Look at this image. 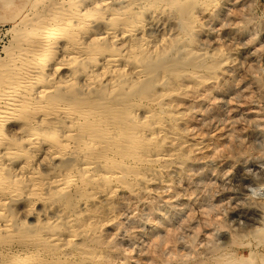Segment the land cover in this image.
Listing matches in <instances>:
<instances>
[{
	"label": "rangeland",
	"instance_id": "rangeland-1",
	"mask_svg": "<svg viewBox=\"0 0 264 264\" xmlns=\"http://www.w3.org/2000/svg\"><path fill=\"white\" fill-rule=\"evenodd\" d=\"M115 1L121 12L132 0ZM164 1H132V12L144 26L132 37L102 42L123 47L128 64L105 77L98 73L101 81L93 88L80 79L74 90L81 97L103 91L105 97L113 83L123 84L127 105L121 111L139 101L134 117L119 113L100 134L117 136L122 127L132 131L137 125L154 132L157 124L165 125L163 134L155 133L137 149H113L105 160L108 147H96L73 118L42 117V129L60 128L59 143L69 147L64 154H54V145L34 153L31 167L46 188L36 191L22 177L21 188L0 204V254L5 258L21 256L19 240L26 238L47 264H264V0ZM34 2L0 0L1 73L12 63L23 28L16 23L24 15L33 17L41 5ZM155 62L162 64L159 71L143 74ZM133 88L138 91L134 96ZM148 111L154 113L149 120L144 117ZM5 124L10 138L30 131L14 119ZM23 161L13 164L12 174ZM117 170L119 176L112 175ZM69 175L77 184L65 191ZM3 219L12 223V231L2 229Z\"/></svg>",
	"mask_w": 264,
	"mask_h": 264
},
{
	"label": "bare ground",
	"instance_id": "bare-ground-1",
	"mask_svg": "<svg viewBox=\"0 0 264 264\" xmlns=\"http://www.w3.org/2000/svg\"><path fill=\"white\" fill-rule=\"evenodd\" d=\"M132 1L134 2L136 0H132ZM132 1L129 2V6L125 5V3L127 4V2H125L124 5L121 7V12H120V11H116L114 6H113V4H114L113 2H116L115 0H35L34 5H38V4H41V5L36 10V12H34L33 17L28 19V17L26 15H24L16 23L15 26L22 25L23 28L21 29V33H20V35L16 41L17 45L14 48L13 60H12V63L9 65V67L7 66L8 68H6V70H3L2 73L0 72V204H2L4 202V199L7 198L6 196H10V195H12V193H16L21 188V182H22L21 178L22 177L27 178L28 181L32 184V186L36 189V191L42 187V182L39 180L36 172L31 167V158H32L34 153H37L43 149L46 150L47 147H49V146L52 147L54 145L56 147L55 152H53L54 154L55 153L56 154L57 153L58 154H64L67 151V148L69 147L66 143L65 144L59 143L60 128L56 127L55 124L51 123L52 125L55 126L53 128H50L47 130L42 129V127L40 126V123H42V120H41L42 117H44V119H47V117H48V119H52V118L56 119L57 116L64 115L66 117L73 118L72 122H75V123H78L79 125H81L80 126L81 132H83L89 138H91L92 142L96 145V147L99 145H103V146L108 147V152L106 154L103 153L105 155V160L110 158V155L112 154L113 149L114 150L119 149V148L121 149V147H122V149H121L122 153L125 152L127 148H129V149H131V147L133 148V145H134V148L137 149L136 148L137 145L138 146L141 145L142 141L144 143L145 142L150 143L151 139L155 135V133L156 134H163L164 130L162 127L165 125L161 126L159 124H157V126L154 128V132H152L151 128L148 126L141 129L137 125L135 128H133L132 131H128V129H126V127H124V128L122 127L121 130H119L120 132L118 133L117 136H113V135L109 136V135H105L103 133L100 134L102 131H104V128H103L104 123L105 122H109V123L116 122L115 120H117V118H119L118 117L119 113L123 114L124 118L127 116L134 117L133 111H134L135 106H137L139 104V101H137V102L134 101L136 104H133V105L129 104L127 107H125V109H123V111H121V106L123 104H125V101H123V95L126 94L125 93L126 88H124L123 84L120 85V84L113 83L111 85V89L109 90V91H111L110 94L106 95L105 97L102 94L103 91L102 92L99 91L98 93L95 92V94H93L91 91V93L86 94L84 97L79 96L74 91L76 83L78 80L82 79L85 82L87 88H93V86L100 84L101 80L98 78L99 77L98 73L101 72V74L103 73V76L104 75L108 76L110 74V72L115 71V70H117L116 72H118L119 69L126 67V65L128 64V61L126 62V60L129 57L126 59V56L124 55V52H123V51H125L123 47L118 49L115 45H112L111 43L110 44L112 46L104 47L102 45V42L105 41L106 39H111V40L115 41L120 36L121 37H132L134 34H136V32L139 29H141V26H144L142 24H144L145 21L144 22L138 21L137 20L138 16L136 15L137 12L136 13L132 12V9H131L132 4L135 5L134 3H132ZM153 1H155V0H153ZM181 1L183 2V0H181ZM144 2H146V1H144ZM176 2H177V0H176ZM86 3H89V4L86 6L85 5ZM149 3H151V2H149ZM138 4H140V3H138ZM157 4H158V2H157ZM164 4H165V1H164ZM182 5H184V4H181V6ZM145 6H147V5H145ZM163 6L161 8H163ZM151 7L152 6H150V8ZM156 7H157V5H156ZM182 7H184V6H182ZM143 8H145V7L142 6V9ZM157 9H159V8H157ZM138 10H141V8H139ZM179 10H181V9H179ZM139 12H141V11H139ZM141 22H143V23L141 24ZM143 29H144V27H143ZM14 30H15V28H14ZM143 34H145V33H143ZM141 35H142V33H141ZM139 38H140V35H139ZM142 39H143V37H142ZM144 39H145V37H144ZM144 39H143V41H144ZM132 40H135V39H132ZM146 42L141 46H144V45L146 46ZM133 44H134V42H133ZM135 45H136V43H135ZM132 46H134V45H132ZM137 46H139V45H137ZM127 48L128 47L126 46V49ZM130 51H132V50H130ZM190 51H191V49H190ZM138 52H136V53H138ZM161 57H162V55L158 56V58H161ZM166 60H168V59H166ZM132 61H130V63ZM147 62H148V60H147ZM132 63H134V61ZM142 64H146V63H142ZM148 64L149 63H147V65ZM136 66L139 67L138 65H136ZM160 66H162V64L160 62H155V63L151 64V66H149L148 68L144 67L146 73H143V74L149 75L150 69L154 70V71L156 69L158 72L159 71L158 69L160 68ZM143 69H142V71H143ZM64 72H65V75H63ZM60 74H62V75H60ZM156 74H154V75H156ZM124 76L127 77L126 75H124ZM139 79H141V78H139ZM142 81H143V79H142ZM156 81H158V80H156ZM118 83H119V81H118ZM133 84H134V82H133ZM107 85H109V84H107ZM37 86H39L40 88L35 92L34 89ZM125 86H129V85L125 84ZM133 86H135V84ZM143 86H142V89H143ZM107 88H108V86H107ZM130 88H127V89H129V91H130L131 90ZM136 88L140 89L138 87H136ZM88 92H90V91H88ZM135 92L137 93L138 91L137 90L135 91L133 88V90L131 91L133 96L136 94ZM161 94H163V93H161ZM147 96H149V95H147ZM158 102H157V104H160ZM141 103H142V101H141ZM144 103H142V104H144ZM125 105H127V104H125ZM142 110L143 109H141L140 111H142ZM150 110H152V109H150ZM160 113H162V115H163L164 114L163 110ZM40 114H41V116H39ZM153 116H154V113L148 111L147 115H145L144 117L149 120V118H152ZM9 119H14L18 122H21L23 124V126L30 129V131L27 133L26 132L22 133L19 138L8 137L4 132V126L6 125L5 123ZM60 121H63V120L60 119ZM46 123H50V121L47 120ZM163 123H161V124H163ZM150 124H152V123H150ZM140 126L142 127V125H140ZM172 130H174V129H172ZM69 131H68V134H69ZM104 133H105V131H104ZM158 137H157V139H158ZM69 138H71V137L68 135V139ZM72 138L74 140V138H76V137L72 136ZM131 138H132V140H131ZM176 140L179 141V139H176ZM67 142H68V140H67ZM164 142H165V140H164ZM172 143H174V141ZM4 145H6V146L4 147ZM1 146L5 149L6 148H12L13 151L4 150L2 148L4 150L3 151V150H1ZM160 146H162V145H160ZM166 146H167V144H166ZM85 149H91V147L86 145ZM174 151H176V150H174ZM51 155H52V152H51ZM123 155L124 154H122L121 157H123ZM167 155H168V153H167ZM143 156H144V154H143ZM175 156H176V154H175ZM51 158H52V156H51ZM144 158H145V156H144ZM20 159L24 160L23 164L21 165V167H19V171L16 174H12L11 168H12L13 164H15ZM84 159H86V158H84ZM112 164L113 163H111V165ZM148 164H149V162H148ZM155 164H157V163H155ZM81 165H84V164H81ZM96 166H97V164H96ZM117 167L120 169L119 166H117ZM116 168H115V170H116ZM151 168H153V167H151ZM146 169H148V168H146ZM81 170H82V168H81ZM153 170H155V169H153ZM120 171H118V170L113 171L112 175L114 174L116 176H119L118 174L120 173ZM124 171H122V172H124ZM136 172H138V171H136ZM136 172H135V174H136ZM62 173H64V171L61 172V174ZM131 174H132V172H131ZM145 174H146V172H145ZM162 179H164V178H162ZM51 180H53V179L51 178ZM115 180H117V179H115ZM127 181H128V179H127ZM164 181H165V179H164ZM46 182H48V181H46ZM56 182H58V181H56ZM115 183H116V181H115ZM31 184H30V186H31ZM76 184H77V180H76L75 176L69 175L67 181H65V183H63V185H62V189L65 191H72ZM45 186H43V187H45ZM47 187L49 189V186H47ZM50 191H52V190H50ZM39 192H40V190H39ZM42 195H44V193H42ZM77 195H78V193H77ZM95 195H96V193H95ZM8 199H9V197H8ZM41 200H42V198H41ZM8 212H9V209H8ZM67 216H69V215H67ZM48 220H50V218ZM1 226H2L3 230H7V231L11 230L12 231V223H10L8 220H4L3 222H1ZM76 227H78V226H76ZM88 228L90 229V227H88ZM65 231L66 230H64V233H66ZM70 233H68V234H70ZM72 234L74 235V233H72ZM82 234H84V233H82ZM82 234H80V235L82 236ZM55 235H57V234H55ZM67 237H69V236H67ZM72 238H73V236H72ZM85 239H84V241H85ZM93 241H95V240H93ZM19 243L22 247V255L20 256L18 254L19 256L14 257V255H12V253H11V255L13 257L5 258L6 257V256H4L5 254L4 255L0 254L1 264H47L45 261L46 259L44 260L41 257L42 255L38 252V250L36 248H31V245H29V242L26 240V238L19 240ZM14 249H16V248H14ZM75 250H77V249H75ZM66 252L68 253V251H66ZM3 253H5V252H3ZM17 253H19V252H17ZM61 254H62V252H61ZM73 260L76 261L77 259L76 260L73 259ZM76 262H81V261H76ZM67 264H68V262H67ZM69 264H71V263H69ZM73 264H74V262H73ZM81 264H83V263H81Z\"/></svg>",
	"mask_w": 264,
	"mask_h": 264
},
{
	"label": "crops",
	"instance_id": "crops-1",
	"mask_svg": "<svg viewBox=\"0 0 264 264\" xmlns=\"http://www.w3.org/2000/svg\"><path fill=\"white\" fill-rule=\"evenodd\" d=\"M3 10H2V8H1V6H0V17H1V19L3 18ZM2 15V16H1Z\"/></svg>",
	"mask_w": 264,
	"mask_h": 264
}]
</instances>
